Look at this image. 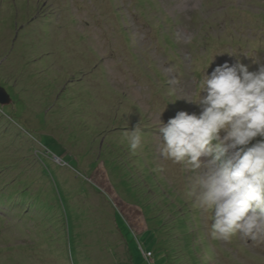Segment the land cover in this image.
<instances>
[{
    "label": "rangeland",
    "instance_id": "rangeland-1",
    "mask_svg": "<svg viewBox=\"0 0 264 264\" xmlns=\"http://www.w3.org/2000/svg\"><path fill=\"white\" fill-rule=\"evenodd\" d=\"M237 59L264 65V0H0V82L19 79L0 105V264H264V243L210 236L192 174L159 154L158 114H199L204 70Z\"/></svg>",
    "mask_w": 264,
    "mask_h": 264
},
{
    "label": "clouds",
    "instance_id": "clouds-1",
    "mask_svg": "<svg viewBox=\"0 0 264 264\" xmlns=\"http://www.w3.org/2000/svg\"><path fill=\"white\" fill-rule=\"evenodd\" d=\"M205 70L199 98L186 99L199 114L178 111L167 123L156 117L159 154L192 174L190 194L198 209L212 213L213 239L239 234L264 243V65L250 71L237 59L210 75ZM128 144L132 152L142 148L138 125Z\"/></svg>",
    "mask_w": 264,
    "mask_h": 264
},
{
    "label": "trees",
    "instance_id": "trees-1",
    "mask_svg": "<svg viewBox=\"0 0 264 264\" xmlns=\"http://www.w3.org/2000/svg\"><path fill=\"white\" fill-rule=\"evenodd\" d=\"M43 7H45L44 5H43V3L41 4V5H39V9H42ZM43 10H44V8H43ZM38 18H44V15L43 14H41V13H39V12H37V14H35V15H33L30 19H28L27 21L28 22H30V23H32V24H30V25H33V24H35V21H39V19ZM26 21V24L28 23ZM123 32L125 33V36L126 37H128V38H130V36H129V32L127 31V30H123ZM174 40L173 39H170L169 38V34H167L166 36H165V40L164 41H162L164 44H172L174 47H176L177 46V44L175 43V41L173 42ZM128 42H130V39L128 40ZM240 45V44H239ZM38 46V45H37ZM36 45H35V49H36V47H37ZM11 49V48H10ZM10 49L8 50V51H10ZM13 51H14V49H13ZM37 56H38V54H37ZM6 57V56H5ZM3 58L2 60H1V62L2 61H5V59L6 58ZM38 57H42V55H39ZM38 57H36V58H38ZM7 59H9L8 57H7ZM30 61V60H29ZM1 62H0V64H1ZM30 63H35V60H32V61H30ZM1 67V66H0ZM9 70V69H8ZM2 77H4V75L3 74H0ZM16 76V77H15ZM14 77L15 78H12L11 77V79L12 80H9V83H7V80H4V83L5 84H3V83H1L0 82V86H2V87H4L5 89H6V91L8 92V94L11 96V98H12V101H13V96L11 95V93H10V91H9V89H11L12 87H13V89H15L14 88V85H13V83H14V81H19V79H18V75H15ZM20 77V76H19ZM37 79H40V77H38ZM37 79H32V81L33 80H37ZM198 79V78H197ZM200 81V80H199ZM30 83H32V82H30ZM36 83V82H35ZM172 95H174V94H172ZM13 103H14V101H13ZM12 103V104H13ZM142 128H147V127H142ZM147 129H149V128H147ZM153 132V131H152ZM25 257H26V255H25ZM19 258H22V257H19ZM18 258H16V260H17Z\"/></svg>",
    "mask_w": 264,
    "mask_h": 264
},
{
    "label": "water",
    "instance_id": "water-1",
    "mask_svg": "<svg viewBox=\"0 0 264 264\" xmlns=\"http://www.w3.org/2000/svg\"><path fill=\"white\" fill-rule=\"evenodd\" d=\"M11 102H12L11 96L8 94V92L4 87L0 86V105L1 106L10 105Z\"/></svg>",
    "mask_w": 264,
    "mask_h": 264
}]
</instances>
